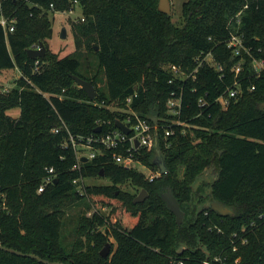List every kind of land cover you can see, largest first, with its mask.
Listing matches in <instances>:
<instances>
[{
    "label": "trees",
    "instance_id": "1",
    "mask_svg": "<svg viewBox=\"0 0 264 264\" xmlns=\"http://www.w3.org/2000/svg\"><path fill=\"white\" fill-rule=\"evenodd\" d=\"M158 5L159 0L4 2L3 11L17 22L7 37L0 26V73L17 69L21 77L11 91H0L1 245L65 264H204L208 257L214 264L216 256L228 264H264V68L258 75L253 66L254 60L264 62V0H188L181 26ZM77 6L82 17L71 29L76 51L84 46L98 61L92 78L82 73L78 56L59 57L48 45L50 14ZM233 38L243 46L241 55L228 47ZM40 43L45 57L31 58L28 50ZM209 53L220 71L199 66L198 58ZM170 65L199 71L196 79L173 80ZM101 74L106 92L99 86ZM74 76L93 83V101ZM235 81L241 93L223 110L217 100ZM174 94L182 95L178 118L185 125H172L173 135L166 138L160 124L173 118L167 102ZM112 104L158 122L155 148L139 149L135 158L159 171L161 155L166 173L150 181L114 163L109 153L76 168L71 137L117 130L116 122L128 116L135 122ZM13 109H19L18 118L8 115ZM50 168L58 181L39 193ZM206 171L215 175L208 193L204 185L196 187ZM101 172L111 184L81 188L75 182ZM125 184L148 197L135 204L138 193L121 190ZM168 190L185 213L182 225L162 199ZM82 201L92 215H80L67 250L61 239L66 209ZM213 201L232 213L204 209ZM103 207L109 215L101 213ZM111 239L115 246L104 258L100 253ZM0 264L41 263L0 250Z\"/></svg>",
    "mask_w": 264,
    "mask_h": 264
},
{
    "label": "built area",
    "instance_id": "2",
    "mask_svg": "<svg viewBox=\"0 0 264 264\" xmlns=\"http://www.w3.org/2000/svg\"><path fill=\"white\" fill-rule=\"evenodd\" d=\"M7 0H0V26L3 28L4 33L6 37L13 33L16 29V22L17 19L14 16H8L3 11L4 2ZM53 8V5H51ZM70 13L73 12V10L68 11ZM82 20H84L82 18ZM229 48H234L233 53L235 55H241V49H243L241 42L233 38L230 43L228 44ZM40 44H34L30 49H39ZM248 54L249 52L246 51ZM199 66L207 65L211 68L220 71L222 69L221 65L215 61V58H213V54L209 53L207 54L203 60H200V57L198 58ZM199 66L196 67L194 71L188 72L184 70L181 66L176 65H170L168 69L172 72L173 80L175 78H180L181 80H187V79H196L197 72L199 71ZM253 66L256 71V73L259 75L261 73V70L264 68V62L254 60ZM241 72V65L238 64L235 67V76L237 77L239 73ZM172 80V81H173ZM254 90V87H252ZM240 91V85L237 81H235L234 86L229 88L227 90V93L223 96H221L217 101L221 105L223 110H226L232 99L236 98ZM47 96L46 94H44ZM130 102V100H128ZM200 103L203 101L200 100ZM167 108H168V114L173 117L172 119L164 120L168 121L160 124V127L164 129L165 137H169L173 135L172 125H185L179 120V116L181 114L182 109V95H175L172 96L168 102H167ZM134 116L135 122H133V117L128 116L123 123L128 126L131 129L130 134L123 133L120 129L117 130H110L106 131L105 133H102L100 135H90L87 137H79L77 140H75L73 137H71V143L72 148L75 151L76 158L78 161V164L76 166L77 169L80 168L81 162L93 160L99 156L104 155L105 153H109L112 155V159L114 163H116L119 166H122L125 169H134L138 170V166L148 169L146 165H144L141 160H137L135 158V153L139 149H145L147 151H152L155 148L156 144V137H155V131L157 130L158 122L155 123V125L151 124L145 119H141L134 113H130ZM176 118V119H175ZM66 128V126H64ZM67 129V128H66ZM185 131V129H184ZM183 131V132H184ZM54 132H58L57 129L54 130ZM137 141L139 144L137 145ZM149 175L146 176V178L150 181H153L155 178L161 175L160 170L159 171H152L148 169ZM56 175L53 168L48 169L47 175L44 177L42 184L40 185L38 192L41 193L44 191V189L52 184L55 181ZM85 179H79L75 182L82 183L80 186L83 188L85 185L84 183ZM79 191L81 192V189L79 188ZM221 231V230H219ZM243 245L247 243V240L243 239L241 242ZM238 249L237 246L233 248V251H236ZM239 259H237L238 261ZM214 264H228L226 262H223L221 257L216 256L214 259ZM236 261V262H237ZM211 260L207 259L204 264H211ZM182 264V263H181Z\"/></svg>",
    "mask_w": 264,
    "mask_h": 264
},
{
    "label": "rangeland",
    "instance_id": "3",
    "mask_svg": "<svg viewBox=\"0 0 264 264\" xmlns=\"http://www.w3.org/2000/svg\"><path fill=\"white\" fill-rule=\"evenodd\" d=\"M188 0H171V19L172 22L176 25L181 26L183 24L182 17V6ZM82 17V10L80 7H75L72 13L70 12H57L54 14H50V19L53 22V36L48 40V45L52 52L59 55V57H65L69 55H75L80 58L82 62V73L92 78L97 73L98 61L95 56L91 53L87 52L86 48L83 46L79 51H76V45L74 41V36L71 29V22L77 21ZM66 28L67 35L65 38H62L61 32L62 29ZM214 58V57H213ZM21 77L20 72L17 69L4 70L0 73V91L1 92H9L11 91L15 85L17 80ZM101 81L99 82V86L101 91L106 92V82L105 76L100 75ZM113 110L125 113H134L131 109L126 107L119 106L117 104H112L110 106ZM136 114V113H134ZM8 115L13 118H18L20 115L19 109H13L8 112ZM139 171L145 174V176L149 175L148 169L137 165ZM155 172V171H154ZM215 179V175L211 171H206L205 174L201 177L199 183L196 187L200 185L203 186L204 191L206 193L209 192L208 184L211 183ZM86 186H100V185H109L111 184L110 180L105 178L104 176L87 178L84 181ZM120 189L131 194H140L139 190L131 186L130 184L121 185ZM137 195V196H138ZM86 202H79L73 205H70L66 209V216L63 220V226L61 229V239L64 247L68 250L70 245L74 242L76 238V228L78 226L79 217L81 214L85 213L87 217L92 215V211H89L86 208ZM101 213L105 216L109 215L110 208L103 207L100 209ZM110 246L113 244L115 246L114 240L111 239ZM111 251V249H110Z\"/></svg>",
    "mask_w": 264,
    "mask_h": 264
},
{
    "label": "water",
    "instance_id": "4",
    "mask_svg": "<svg viewBox=\"0 0 264 264\" xmlns=\"http://www.w3.org/2000/svg\"><path fill=\"white\" fill-rule=\"evenodd\" d=\"M159 11L166 13V14H171L172 6H171V0H159V5H158ZM67 35V30L66 28L62 29L61 36L62 38H65ZM47 53V48L43 43H40V48L39 49H29L28 54L31 58H43L45 57ZM76 82L86 91L89 99L93 101L97 97V91L96 88L94 87L93 83L91 81L84 80L80 77L74 76ZM259 109H264V104H261L259 106ZM116 126L118 129H120L123 133L125 134H130L131 129L126 126L122 121H117ZM100 128L98 129V132H100ZM139 142L137 141V145ZM156 162L159 166V170L161 174H164L167 172V168L164 164L163 158L161 155H158ZM100 176H104V172H101ZM58 181V179L55 180V183ZM148 197V194L145 190H142L140 194L134 199V203H142L145 201V199ZM163 201L166 203L168 209L175 215L176 222L178 225H182L184 222V217L185 213L181 209L180 203L177 200V198L174 196L173 192L171 190H168V192L164 193L162 195ZM204 209H211L215 212H217L221 216H227L230 215L232 212L231 210L223 203L218 202V201H213L208 205L204 206ZM110 249L111 246L108 243L106 247L101 251V256L106 258L107 256L110 255ZM0 250H3L5 252L11 253L16 256L20 257H26V258H31L33 260L38 261L41 264H65V263H59V262H51L48 260H45L39 256H36L34 254H27L23 253L21 251L15 250L13 248H8L0 244ZM182 252V251H181ZM209 258V257H208ZM207 258V259H208Z\"/></svg>",
    "mask_w": 264,
    "mask_h": 264
}]
</instances>
